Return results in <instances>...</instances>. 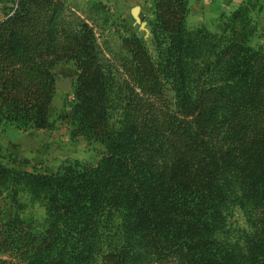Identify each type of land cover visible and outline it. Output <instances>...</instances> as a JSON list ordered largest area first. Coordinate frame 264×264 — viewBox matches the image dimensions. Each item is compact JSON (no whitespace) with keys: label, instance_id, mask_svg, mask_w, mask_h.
I'll list each match as a JSON object with an SVG mask.
<instances>
[{"label":"trees","instance_id":"trees-1","mask_svg":"<svg viewBox=\"0 0 264 264\" xmlns=\"http://www.w3.org/2000/svg\"><path fill=\"white\" fill-rule=\"evenodd\" d=\"M63 10V0H14L0 22V127L46 129L54 69L70 61L72 135L105 153L93 168L57 175L0 164V188L43 198L46 212L41 232L18 217L3 224L2 252L18 264H93L111 237L119 245L101 264H264V49L237 31L246 10L212 36L187 29L188 0H156L151 34L167 42L165 59L156 64L137 37L122 40L130 90L116 123L94 32L65 23ZM233 204L253 215L243 247L220 237Z\"/></svg>","mask_w":264,"mask_h":264},{"label":"rangeland","instance_id":"rangeland-1","mask_svg":"<svg viewBox=\"0 0 264 264\" xmlns=\"http://www.w3.org/2000/svg\"><path fill=\"white\" fill-rule=\"evenodd\" d=\"M63 1L64 22L68 24L69 22L74 24L81 22L87 24L94 32L102 67L111 82V123H116L123 114L124 101L129 96L130 90L127 75L130 56L124 51L122 40L125 37H137L144 42L146 51L156 64H163L165 59L167 42L163 37H152L151 34L155 24L154 4L156 0H131L129 5L126 4L123 7L113 5L111 0ZM218 1L188 0L187 29L193 33L204 30L212 36L219 35L222 25L227 22L226 19L238 9L244 8L246 28L241 30L237 27V31L244 36L249 48L263 50L264 0H245L236 8L228 5V9H221L217 6ZM13 2L14 0H0V22L10 12ZM134 10H136V17L133 15ZM57 71L55 81L67 82L70 89L68 91L55 89L57 96L50 104V126L44 133L47 139L44 137L41 141L37 132H33L35 130L22 131L7 124L0 127L2 134L0 164L11 170L39 175H57L68 166L93 168L103 158L105 150L101 144L82 135H72L75 130L70 119L71 109L75 102L76 69L74 63L62 62L57 65ZM163 85L170 110L177 113L176 94L172 84L165 80ZM28 133L33 135L31 136L33 138L38 137V142L42 146L21 147L22 141L18 140L19 136L28 137ZM17 140L19 144L15 145L18 143ZM19 151L28 156L24 157ZM10 185L7 184L0 188V227L13 217H18L25 222L28 230L41 232L46 220L44 199L30 195L26 191L16 190L14 192ZM247 211L239 207V204L232 205L220 234L224 242L239 244L243 247L248 237L252 235L253 215ZM114 221L117 224L119 219L116 217ZM116 227L117 225H114L112 233L116 231ZM116 245H119L118 242L111 237L101 239L96 248L93 264H101V257ZM0 264H18V259L11 254H4L0 249Z\"/></svg>","mask_w":264,"mask_h":264},{"label":"crops","instance_id":"crops-1","mask_svg":"<svg viewBox=\"0 0 264 264\" xmlns=\"http://www.w3.org/2000/svg\"><path fill=\"white\" fill-rule=\"evenodd\" d=\"M131 0H128V2H127V0H111V2H112V4L114 5H117V6H120V7H123L124 5H129L131 2H130ZM210 2L212 1V2H217L218 0H209ZM245 0H224V1H221V0H219L218 1V4H217V6H220V8L221 9H228V5H230L229 7H233V8H236L237 6H239L241 3H243ZM209 7V6H208ZM207 7V8H208ZM57 66L55 67V69H54V73H55V75H56V77H57ZM56 93L54 94V96H53V99H52V101L56 98ZM49 121H50V107H49V118H48V127L46 128V129H44V130H38V131H33V132H37V136L38 137H41V141L44 139V137H45V139H47L46 137L47 136H44V133H46V130H48V128H49V126H50V124H49ZM31 133V132H30ZM30 133H28V137L27 136H25V137H27V138H25V137H20L19 136V141H22V144H20V146L21 147H25L26 145H29V146H32L33 148H36V145H38V146H42V145H40L39 144V142H38V137L37 138H33V137H31V136H33V135H31ZM22 135V134H21ZM24 135H26V134H24ZM23 138H25V139H23ZM0 139H2V134H1V132H0ZM22 139V140H21ZM18 140H17V142H18ZM19 144V142L17 143V144H15V145H18ZM16 147V146H15ZM17 148V147H16ZM9 149L11 150V148H10V146H9ZM38 150H40L41 151V149H39V148H37ZM19 153L20 154H23V156L24 157H27L28 155L27 154H25V153H22V151H19ZM36 153H37V151H36ZM35 152H34V154H36Z\"/></svg>","mask_w":264,"mask_h":264},{"label":"water","instance_id":"water-1","mask_svg":"<svg viewBox=\"0 0 264 264\" xmlns=\"http://www.w3.org/2000/svg\"><path fill=\"white\" fill-rule=\"evenodd\" d=\"M133 15L136 17V10L133 11ZM54 87L55 89H62L67 91L70 89V86L67 84V82H61V81H55Z\"/></svg>","mask_w":264,"mask_h":264}]
</instances>
